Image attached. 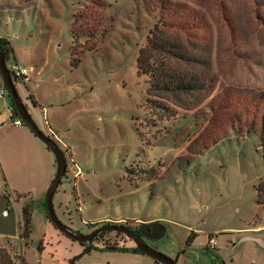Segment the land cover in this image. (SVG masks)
I'll return each mask as SVG.
<instances>
[{"label": "rangeland", "instance_id": "rangeland-1", "mask_svg": "<svg viewBox=\"0 0 264 264\" xmlns=\"http://www.w3.org/2000/svg\"><path fill=\"white\" fill-rule=\"evenodd\" d=\"M186 15L195 18L190 47L212 50L219 73L213 97L222 104L217 114L205 109L209 103L192 111L149 104L147 77L138 72L139 51L154 24ZM0 38L30 72L27 87L16 85L21 100L65 153L67 177L53 198L64 225L87 236L89 224L160 219L166 234L155 250L177 264H264V205L256 193L263 151L255 135L228 136L230 120L244 108L261 101L264 109V0H0ZM10 109L6 88L0 246L17 256L15 264L21 257L27 264H70L82 245L45 215L55 155L24 135L31 134L28 127L13 125ZM25 211L29 247L20 239ZM211 236H217L216 251L207 250ZM117 238L124 245L112 247L135 246L126 235ZM77 264L135 263L96 249Z\"/></svg>", "mask_w": 264, "mask_h": 264}, {"label": "trees", "instance_id": "trees-1", "mask_svg": "<svg viewBox=\"0 0 264 264\" xmlns=\"http://www.w3.org/2000/svg\"><path fill=\"white\" fill-rule=\"evenodd\" d=\"M194 19L186 15L179 22L176 19L175 23L173 22L169 25L166 19L161 17L150 30L145 45L139 51L137 68L140 75L147 77L148 95L150 97L148 100L149 104L154 105V103L162 101V103L167 102L182 110L192 111L196 108L198 110L199 107L201 108L206 103H209L205 109L209 110L211 115L217 114L222 104H217L213 97L219 73L212 57V50L211 48H203L197 51V48L193 49L190 47L186 39L189 37L191 31L195 29V27L193 28L195 26ZM0 45L6 49V62L11 59L16 60L10 41L0 38ZM14 82L17 85L18 80H14ZM30 99L37 106L34 96L31 95ZM187 100L190 101L188 104H186ZM252 106L254 107L244 108L240 114L235 115L230 120L228 136L234 135L242 140L247 139L251 135L257 136L264 158V109L261 101L255 102ZM165 110L169 114L172 111L169 106L164 107L163 111ZM12 115L13 119L19 117L14 102ZM197 125L199 124L197 123ZM24 126L28 127L25 123ZM30 131L34 134L31 129ZM48 133V136L53 138L50 131ZM47 149L49 150L48 147ZM256 193L257 203L264 205V177L261 178L259 184L256 186ZM45 215L49 223L52 224L47 214L46 204ZM106 224L111 225L110 223ZM134 224V222H126L116 225L127 228ZM102 225L104 224H89L88 226L95 229ZM31 233L30 214L25 211L24 225L20 233V239L24 242L25 247H29L30 245L29 239ZM193 239L194 234L189 237L188 243ZM82 246L85 247L83 254L71 260L70 264H75V261H78L82 256L92 251L90 247ZM128 250L124 248L119 251ZM133 251L144 254L137 248ZM16 257L9 250L0 248V264H15ZM18 260L21 264H27L22 257L18 258Z\"/></svg>", "mask_w": 264, "mask_h": 264}, {"label": "water", "instance_id": "water-1", "mask_svg": "<svg viewBox=\"0 0 264 264\" xmlns=\"http://www.w3.org/2000/svg\"><path fill=\"white\" fill-rule=\"evenodd\" d=\"M5 54L6 49L3 48L0 45V75L1 79L4 82L9 96L14 102L15 108L18 111L19 117L24 121V123L33 131L35 136L44 144L46 147L49 148V150L55 155L56 158V165H57V171L56 176L51 183L50 187L47 190L46 194V208H47V214L49 217L50 222L53 224V226L59 230L63 235L70 238L71 240L78 242L80 244H92L94 239L97 238V236L101 233L105 232H116V233H123L126 235L134 244L135 248L139 249L141 252H143L145 255L155 259L157 262L161 264H177L174 260L167 257L166 255L156 251L155 249L149 247L145 244L144 240L142 238L135 237L127 228L120 227L117 225H104L97 231L87 235L83 236L79 233L73 231L66 225H64L59 218L57 217L54 207H53V198L54 195L59 188V186L62 184V180L67 177V170H68V162L65 158V153L61 150L58 143L47 136L45 133H43L35 121L33 120L32 116L30 115L27 107L23 103V101L20 98V95L17 91V88L15 86V83L13 81V78L7 68L6 60H5ZM162 235L160 238L163 237L165 234V228L163 225L159 224ZM121 249H124L123 247H108L105 250H111V251H119Z\"/></svg>", "mask_w": 264, "mask_h": 264}, {"label": "flooded vegetation", "instance_id": "flooded-vegetation-1", "mask_svg": "<svg viewBox=\"0 0 264 264\" xmlns=\"http://www.w3.org/2000/svg\"><path fill=\"white\" fill-rule=\"evenodd\" d=\"M159 224L160 223H157V222H155L154 224L148 225V226L146 224H140V225L134 224V225L128 226L127 228L135 237L142 238L146 245L155 249V246H154L155 242L161 240L166 234L165 233L163 235V237L160 238V236L162 235V230H161ZM102 226H104V225H102ZM102 226H99V227H96L95 229H93L92 233L97 231L98 229H100ZM111 233H115L118 236L124 235L123 233L105 232V233L99 234L97 236V238L94 239L92 244H81V245L88 246L92 250H96V249H102L103 250V249H106L108 246L120 245L121 242L117 241L118 236H116V238H115L116 240H111V237L109 236ZM190 243L191 242H189L188 245ZM207 250L216 251V248L211 249L209 246H207Z\"/></svg>", "mask_w": 264, "mask_h": 264}, {"label": "crops", "instance_id": "crops-1", "mask_svg": "<svg viewBox=\"0 0 264 264\" xmlns=\"http://www.w3.org/2000/svg\"><path fill=\"white\" fill-rule=\"evenodd\" d=\"M17 59V58H16ZM1 78H0V84H1ZM10 112H11V118H12V114H13V110H11L10 109ZM24 127V126H23ZM17 128V127H16ZM50 131V130H49ZM24 135L25 136H27L28 137V139L29 140H31V141H33L34 139H33V137H36V136H33V135H35V134H29L28 132H25L24 131ZM37 138V137H36ZM49 182H50V179H48V181H47V183H46V185H45V188H46V186H48V184H49ZM53 182V181H52ZM12 205V204H11ZM13 206V205H12ZM16 207V206H15ZM5 212L6 211H4L3 212V219H9L10 218V215H5ZM115 222H117V223H119V224H124V223H126V222H134L135 224H137V225H140V224H146L147 226L148 225H151V224H154L155 222H157V223H160L161 225H164L163 223V221L162 220H160V219H150V220H142V221H140V220H133V221H122V220H114ZM105 223V222H104ZM165 233H166V229H165ZM217 246H218V241H217ZM0 248H3V249H8L6 246H0ZM82 248H83V251H84V248L85 247H83L82 246ZM127 249H129L128 251H113V252H120V253H123V254H126V255H128L129 257H130V260H132L133 261V263H135V264H161V263H159V262H155V259L154 260H151L150 259V257L149 256H147V255H145V254H140V253H137V252H134L133 250L135 249V246H128L127 247ZM94 250H92L89 254H91L92 252H93ZM103 251H105V249H103ZM83 254V252L81 253V254H77V255H75L74 256V258L72 259V260H74L75 258H78V257H80L81 255ZM89 254H86V255H89ZM86 255H84V256H86ZM84 256H82L81 258H83ZM80 258V259H81ZM80 259H78V261L80 260ZM78 261H75V264H77V262Z\"/></svg>", "mask_w": 264, "mask_h": 264}, {"label": "built area", "instance_id": "built-area-1", "mask_svg": "<svg viewBox=\"0 0 264 264\" xmlns=\"http://www.w3.org/2000/svg\"><path fill=\"white\" fill-rule=\"evenodd\" d=\"M7 68L14 80L22 81L24 84H28L30 82L31 79H30L29 70L22 67L18 60L11 59L10 61H8ZM4 97H6V88L4 85H2L0 88V98H4ZM11 121L13 122V125L15 127H21L24 124L20 118H15L13 120L11 119ZM50 133L52 134V137L55 139V141L59 143L58 141L59 139L57 138V135L54 133V131H50ZM7 214L8 212H5V215ZM120 245H124V244L121 243ZM209 246L211 248H215L217 246L216 236L210 237Z\"/></svg>", "mask_w": 264, "mask_h": 264}, {"label": "bare ground", "instance_id": "bare-ground-1", "mask_svg": "<svg viewBox=\"0 0 264 264\" xmlns=\"http://www.w3.org/2000/svg\"><path fill=\"white\" fill-rule=\"evenodd\" d=\"M17 60V59H16ZM8 62H6V64H7ZM13 81H14V79H13ZM2 83H3V85L5 86V84H4V82L2 81ZM15 83V82H14ZM29 84V83H28ZM27 85V84H26ZM16 86V85H15ZM6 87V86H5ZM12 118H13V116H12ZM16 118H20V117H16ZM21 119V118H20ZM22 120V119H21ZM23 121V120H22ZM23 123H24V121H23ZM24 126V124L21 126V127H23ZM17 128H19V127H17ZM50 131H52V130H50ZM57 142V141H56ZM217 237V236H216ZM209 240H210V238H209ZM208 246H209V243H208ZM210 247V246H209ZM217 247V246H216ZM215 247V248H216ZM211 248V247H210ZM215 248H211V249H215Z\"/></svg>", "mask_w": 264, "mask_h": 264}]
</instances>
